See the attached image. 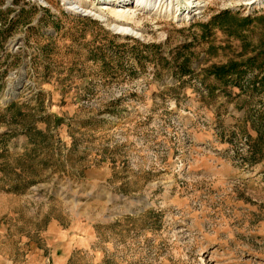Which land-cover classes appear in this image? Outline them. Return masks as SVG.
<instances>
[{"label": "rangeland", "instance_id": "374dc122", "mask_svg": "<svg viewBox=\"0 0 264 264\" xmlns=\"http://www.w3.org/2000/svg\"><path fill=\"white\" fill-rule=\"evenodd\" d=\"M188 1L0 0V264H264V0Z\"/></svg>", "mask_w": 264, "mask_h": 264}, {"label": "bare ground", "instance_id": "6f19581e", "mask_svg": "<svg viewBox=\"0 0 264 264\" xmlns=\"http://www.w3.org/2000/svg\"><path fill=\"white\" fill-rule=\"evenodd\" d=\"M164 1H168L167 5L169 7V10H172L173 7H175L176 12H178V6L180 3V0H115V4L111 5L108 3L102 4L100 8H98L95 12H104V11H114V13L120 17H128L130 15H133L135 11H137L139 8H144L146 9L147 7H155L157 5V8L161 6V3ZM187 10L196 8L199 5L198 4H193L192 1L185 0ZM134 4L133 9L131 6ZM71 8L74 12L80 13L82 15H98L93 13L92 11L86 10L81 8L78 4L72 3ZM198 14V13H197ZM188 15V13H187ZM115 30H118L119 32H125V33H130L133 35H137L138 33L134 32L132 29L124 26H114L113 27Z\"/></svg>", "mask_w": 264, "mask_h": 264}, {"label": "trees", "instance_id": "16d2710c", "mask_svg": "<svg viewBox=\"0 0 264 264\" xmlns=\"http://www.w3.org/2000/svg\"><path fill=\"white\" fill-rule=\"evenodd\" d=\"M223 15L227 16V15H229V13L226 12ZM186 65H187L186 63H184V65H183V71H184L183 73L184 74L185 73H187V74L189 73L188 66H186ZM236 68H237V65H235V64L229 65V66H226V67H223V66L215 67V68H212L210 71H207V73L210 74V75H214V77L217 80H224L229 74L236 73V71H235ZM260 82H261L262 87L264 88V74H263ZM11 108L12 107H10L9 109H11ZM55 120L57 122H59V119L56 118ZM26 135L29 138V141H30L29 143L33 144V149L31 150L32 151V155L33 156H38L37 150H38L39 143H37L36 138L38 136H42L41 133H37L35 131V129L31 128V129H27L26 130ZM45 139L46 138L43 137V140H42L41 144L44 145V142H45L44 140ZM21 172H22L21 174H25L26 170H22ZM25 183H26V185H29V184L32 183V181L31 182H25Z\"/></svg>", "mask_w": 264, "mask_h": 264}, {"label": "water", "instance_id": "95a60500", "mask_svg": "<svg viewBox=\"0 0 264 264\" xmlns=\"http://www.w3.org/2000/svg\"><path fill=\"white\" fill-rule=\"evenodd\" d=\"M81 15V14H80ZM82 16H84V15H82Z\"/></svg>", "mask_w": 264, "mask_h": 264}]
</instances>
